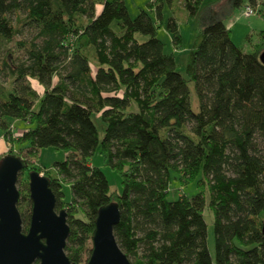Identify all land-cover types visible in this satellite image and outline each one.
<instances>
[{
	"label": "trees",
	"instance_id": "trees-1",
	"mask_svg": "<svg viewBox=\"0 0 264 264\" xmlns=\"http://www.w3.org/2000/svg\"><path fill=\"white\" fill-rule=\"evenodd\" d=\"M182 1L196 15L203 0ZM242 1L231 0L238 7ZM161 2L149 1L160 23ZM16 12L36 33L26 59L1 54L0 70L12 87L0 96V133L12 143L8 152L29 162L17 184L31 169L43 172L57 208L67 206L70 259L80 264L98 208L113 201L120 208L114 234L132 264H264V40L245 52L225 21L213 19L198 32L184 76L149 11L131 17L125 0H0V48L19 31L9 16ZM166 29L178 48L173 17ZM17 119L29 126L13 137ZM96 120L104 125L102 138ZM50 146L68 152L53 165L57 175L32 161ZM97 150L120 173L119 192L90 163ZM176 179L195 192L172 197ZM64 182L71 190L66 202ZM19 190L20 202L28 184ZM21 214L24 229L31 211Z\"/></svg>",
	"mask_w": 264,
	"mask_h": 264
},
{
	"label": "rangeland",
	"instance_id": "rangeland-1",
	"mask_svg": "<svg viewBox=\"0 0 264 264\" xmlns=\"http://www.w3.org/2000/svg\"><path fill=\"white\" fill-rule=\"evenodd\" d=\"M149 1L150 0H125V3L131 17L137 16L142 9L149 11L151 17L157 24V36L165 43V52L174 53L177 63V70L184 76H186L185 65L188 60L189 51L197 39L198 32L200 31L202 25L212 21L213 19L221 18L225 21L227 26L230 28L232 41L237 46L241 47L245 52H251L254 49L255 44L264 40V38L262 39L261 35V31L264 30V7L262 5L263 0H243L239 7L233 5L231 0H203L196 15H190L182 0H162L161 13L163 15V19L161 23L160 21H156L155 11L154 9L150 10ZM248 6L254 9V14L245 16L243 14V10ZM9 16L13 25L19 28V31L13 36L12 39L1 41L2 45L0 48V57L5 51H10L12 52L13 58L16 60V62H19L21 59L27 58L28 47H30V44L36 33V29L30 24H25L26 18L20 12L11 13ZM169 17H173L176 21L178 33L181 36V43L178 48L174 47L175 45L172 40L173 33L168 32L166 29V22L168 21ZM113 27H116L115 23H113ZM147 37L148 36L146 35L137 34V38L141 41L147 39ZM41 40L42 37L36 39V42H41ZM89 53L91 64H94V61H92L94 54L92 51ZM33 83L35 86H38L36 81L33 80ZM188 86L190 89L191 107L193 110L197 111L199 101L194 90L193 82L190 81ZM11 87L12 77L6 73V71L0 70V96H4ZM37 88H39L41 92L42 87ZM18 120L20 119L15 120L13 123L15 132L21 131L17 129L18 122H21V120ZM95 122L99 130V138H102L104 125L101 121L96 120ZM191 126L192 123L190 121L189 124H187V129H189ZM262 141L263 140L260 138L259 142L263 143ZM10 144L12 145L11 142ZM67 153L68 152L62 148H55L52 146L42 148L40 149L38 155L32 157L33 165H45L53 175H57L56 169L53 167V165L55 162L65 159ZM90 163L103 169L112 191L119 192L122 189L120 173L105 163V158L101 152L97 150L92 155ZM41 173L43 174V172ZM27 182H29L28 174L23 173L20 178V183L17 184V187L21 189L23 186L28 184ZM63 184V190L65 192L64 201L66 202L71 196V190L68 184L65 182ZM170 188L172 197L183 196L184 194H192L195 192L194 186L192 184L183 185L180 184L177 179L173 182ZM27 194V191L24 190L22 192V200L18 203L20 211L24 213L29 212L32 205V202ZM61 208H65L67 210V206ZM56 209L60 208H57L56 205ZM204 213L208 227V246L211 254L214 255L215 246L213 215H211L207 209ZM28 227L29 226L24 228V231H27ZM92 246V240L88 239L84 246L80 264H86L90 255V250H92ZM65 251L67 253V250ZM140 251H143L142 246L140 247ZM130 260H134L133 256H130Z\"/></svg>",
	"mask_w": 264,
	"mask_h": 264
},
{
	"label": "water",
	"instance_id": "water-1",
	"mask_svg": "<svg viewBox=\"0 0 264 264\" xmlns=\"http://www.w3.org/2000/svg\"><path fill=\"white\" fill-rule=\"evenodd\" d=\"M260 59L264 63V50ZM28 165L26 158L11 152L0 157V264H77L65 251L70 234L67 210L56 209L50 178L36 169L28 172L32 209L29 227L23 229L17 181ZM119 220L118 203L112 201L98 208L86 264H132L114 234Z\"/></svg>",
	"mask_w": 264,
	"mask_h": 264
},
{
	"label": "crops",
	"instance_id": "crops-1",
	"mask_svg": "<svg viewBox=\"0 0 264 264\" xmlns=\"http://www.w3.org/2000/svg\"><path fill=\"white\" fill-rule=\"evenodd\" d=\"M100 9H101V5L99 4L98 5V11H100ZM35 81V80H34ZM32 82H33V80H32ZM33 85H34V83H33ZM37 85H39L38 83H37ZM39 87H41L40 85H39ZM18 121H20V120H18ZM28 126H29V123H28V121H24V120H21V122H18V127H17V129H19V130H21V131H23V130H27L28 129ZM9 151V149H8V141L5 139V137L0 133V157L2 156V155H4L5 153H7Z\"/></svg>",
	"mask_w": 264,
	"mask_h": 264
},
{
	"label": "built area",
	"instance_id": "built-area-1",
	"mask_svg": "<svg viewBox=\"0 0 264 264\" xmlns=\"http://www.w3.org/2000/svg\"><path fill=\"white\" fill-rule=\"evenodd\" d=\"M243 14L245 15V16H250V15H252V14H254V9L253 8H251V7H246L244 10H243ZM13 125H11V127H12ZM12 129V128H11ZM12 136L13 137H17L19 134H20V131H18V132H14L13 130H12ZM9 148L12 146L10 143H9Z\"/></svg>",
	"mask_w": 264,
	"mask_h": 264
},
{
	"label": "flooded vegetation",
	"instance_id": "flooded-vegetation-1",
	"mask_svg": "<svg viewBox=\"0 0 264 264\" xmlns=\"http://www.w3.org/2000/svg\"><path fill=\"white\" fill-rule=\"evenodd\" d=\"M28 196H29V194H28ZM30 198V197H29ZM31 200V199H30ZM32 202V201H31ZM31 209H32V205H31V207H30V211H31ZM77 264H79V263H77Z\"/></svg>",
	"mask_w": 264,
	"mask_h": 264
}]
</instances>
